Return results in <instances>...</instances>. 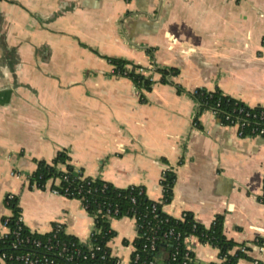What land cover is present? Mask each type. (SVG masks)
<instances>
[{"label": "crops", "instance_id": "crops-1", "mask_svg": "<svg viewBox=\"0 0 264 264\" xmlns=\"http://www.w3.org/2000/svg\"><path fill=\"white\" fill-rule=\"evenodd\" d=\"M263 39L264 0H0V237L9 194L31 231L61 223L87 241L94 219L78 199L49 183L28 187L36 160L64 149L85 175L142 186L158 202L162 174L173 171L162 211L188 212L206 227L222 215L224 235L251 246L253 262L264 264L253 243L264 235V138L240 137L210 111L198 115L188 94L219 88L264 107ZM108 57L178 73L165 83L156 74L140 89L113 75ZM110 225L112 255L128 264L136 222ZM188 244L197 264L220 261L196 237Z\"/></svg>", "mask_w": 264, "mask_h": 264}, {"label": "trees", "instance_id": "trees-1", "mask_svg": "<svg viewBox=\"0 0 264 264\" xmlns=\"http://www.w3.org/2000/svg\"><path fill=\"white\" fill-rule=\"evenodd\" d=\"M147 53L151 55V50L147 49ZM107 61L113 67V75L129 78L137 88L148 90L155 82L151 75L144 74L145 68L142 66L118 57H108ZM153 71L159 75L158 81L162 83L170 82V77L178 73L176 68L157 67L154 63ZM178 89L182 91V89ZM188 94L197 104L198 115L206 110L214 111L220 124L224 126L237 124L240 137L260 136L264 138V131L262 134L259 133L260 130H264V107L260 105L251 107L243 101L225 94L219 88L208 90L201 87ZM194 122L198 124L197 116ZM27 180L29 188L44 189L49 183L50 189L55 190L57 194L70 199H78L81 202L86 212L94 219L92 247L88 242H81L77 237L65 233L62 224H60L61 228L57 229V223H53L51 231L47 233L31 231L23 222L18 221L21 216L18 197L8 194L4 203L11 210V215L6 223L9 231L0 237V255L3 253L5 255H20L30 252L36 256H52L56 261H59L56 249L52 253L46 252L41 247L36 248L33 244L34 240L45 242L47 238L52 237L53 243L56 241L73 243L74 248L79 250L76 261L80 264H114L116 257L112 255L108 245L116 236L115 230L110 225L109 216H111L113 218H135L137 235L133 240L134 251L131 254V259L135 254H138L139 260L131 264H140L142 261H148L154 257L158 259L157 264H183L184 261H187L188 264H197L193 252L189 255L190 259L184 255L186 249L183 238L189 235L196 237L199 242L209 244L217 249L220 261L210 264H238L241 260L253 262V258L249 255L251 246L238 243L224 235L222 215H217L210 226L206 227L197 222L188 212L184 213L185 216L181 220L162 211V205L170 202L173 196L176 175L171 170H165L160 179L163 191L160 202L149 199L142 186L116 187L101 177L85 175L81 168L75 167L71 163V158L64 149L57 151L50 161L36 160V168ZM260 200L264 203V179L263 194ZM153 204L157 207V219H153L152 216ZM146 220H151V226L156 225L158 221L159 227L157 228L154 251L142 250L146 243L144 234L150 232L146 227ZM17 229L20 238H29V240L13 247V243L16 241L14 231ZM169 229H173L179 238L163 237V233ZM253 243L259 246L264 244V240L262 237H257ZM6 264L21 263L6 259ZM257 264H261V262L258 261Z\"/></svg>", "mask_w": 264, "mask_h": 264}, {"label": "built area", "instance_id": "built-area-1", "mask_svg": "<svg viewBox=\"0 0 264 264\" xmlns=\"http://www.w3.org/2000/svg\"><path fill=\"white\" fill-rule=\"evenodd\" d=\"M111 73H113V67L111 69ZM206 111H210V110H206ZM214 116H215V112L214 111H210ZM238 129V125H235ZM264 130H260L259 133L262 134ZM54 193H57L55 190H52ZM11 197V196H8ZM157 211V207L156 205H152V209L151 212L153 213V219L158 217V214L156 213ZM185 214L183 213L180 217H178V219L183 220ZM9 216H6L4 218V220L2 221V224L6 227V232L7 233L8 227L6 226V223L8 221ZM112 219H114L113 217L109 216V220L111 221ZM135 221V218H131ZM19 222H22L21 216L18 218ZM151 220H146V227L147 229L150 231L148 234H144L146 237V243L143 245L142 250L143 251H154L156 248V233H157V228L159 227L158 225V221L156 225H152L150 224ZM61 223H57V229H60ZM93 231L94 229L92 228V230L90 231L89 237L87 239L86 242L89 243V246L92 247V243H91V237L93 235ZM4 233V234H5ZM14 235L16 237V241L13 243V247H16L17 245L23 243L24 241H28L29 238H20V233L19 230H15L14 231ZM163 237L165 238H173V239H178L179 235L175 234L173 229H169L168 231H165L163 233ZM191 237H193L192 235L186 236L183 238V242L185 245V257L187 259H190V253L192 252L188 242L191 239ZM264 240V235L261 236ZM33 244L36 248H42L44 249V251L46 252H51L54 251V249L57 250L56 255L57 258H59V261H56L55 258H53L52 256H36L34 254H31L30 252H25L23 254L20 255H5L4 253L0 255V264H6V259L8 260H14V261H19L21 264H80L76 261V257L79 255V250L74 248V244L73 243H59L58 241H56L55 243L52 242V237L47 238L45 242H41L38 240H34ZM259 250L264 252V244L259 245ZM74 248V249H72ZM93 255V254H92ZM114 256V255H113ZM139 260V255L135 254L134 258L131 259L128 264L131 263H136ZM156 261H158V259L156 257H154L153 259H150L148 261H142L140 264H157ZM258 261H254L253 264H257ZM114 264H123L122 261L116 257L115 259V263ZM183 264H188L187 261H184Z\"/></svg>", "mask_w": 264, "mask_h": 264}, {"label": "rangeland", "instance_id": "rangeland-1", "mask_svg": "<svg viewBox=\"0 0 264 264\" xmlns=\"http://www.w3.org/2000/svg\"><path fill=\"white\" fill-rule=\"evenodd\" d=\"M151 65L149 67H144L145 68V71H144V74L146 75H151V77L154 79L156 73L153 71V63H150Z\"/></svg>", "mask_w": 264, "mask_h": 264}]
</instances>
